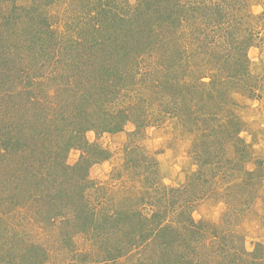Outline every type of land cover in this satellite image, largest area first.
<instances>
[{
    "label": "rangeland",
    "instance_id": "1",
    "mask_svg": "<svg viewBox=\"0 0 264 264\" xmlns=\"http://www.w3.org/2000/svg\"><path fill=\"white\" fill-rule=\"evenodd\" d=\"M139 28L155 40H141ZM119 35L127 42L114 50ZM0 37L25 45L10 61L24 76L5 73L0 86V125L16 107L8 123L20 120L28 143L40 138L31 125L48 124L42 106L65 99L59 83L74 80L82 103L93 95L92 69L128 70L110 114L123 128L87 132L109 153L89 167L79 198L100 224L82 230L69 214L51 225L38 203L19 208L0 233L30 250L10 264H264V0H0ZM126 49L140 51L136 65L129 52L119 62ZM81 153L70 149L68 164ZM18 160L4 172L23 180ZM16 199L7 202L25 200Z\"/></svg>",
    "mask_w": 264,
    "mask_h": 264
},
{
    "label": "trees",
    "instance_id": "2",
    "mask_svg": "<svg viewBox=\"0 0 264 264\" xmlns=\"http://www.w3.org/2000/svg\"><path fill=\"white\" fill-rule=\"evenodd\" d=\"M2 19L8 20L9 18L3 17ZM133 28L134 27L131 26V32ZM145 31L146 29L139 28V33L141 34L138 36H141V40ZM129 34V32H125V39H133V33L131 36H129ZM152 34L151 31L144 34V36H146L145 40L148 43L155 40ZM109 38L111 37L109 36ZM102 39L103 40H101V43L99 44L100 48H103L106 45L105 39ZM123 41L127 42V40H122L121 35H119L118 40L114 44V50L118 49V46L120 48V42ZM2 42H6V45L4 46ZM12 42L10 41V38L3 39L0 37V58L5 59L2 64L0 63L1 87L3 85V87H6L9 84L8 82L10 78L5 75V73L10 75L12 72H16L18 76H24V72L17 69L16 65L15 71L10 68L12 66L10 62L12 59L11 52L14 50L13 48L18 46L16 45L13 47ZM17 44L20 45L16 50L25 47L20 41H17ZM128 52L130 54L128 55L130 58L129 62L131 63L134 60L133 63L136 65L137 63L135 62V59L139 57L137 53L140 51L132 53L131 55L129 49H126L121 53L119 62L122 63L124 55H126V53L128 54ZM111 68L112 67L108 68L100 65V67L92 69L94 70L96 85L94 83L93 98L92 96H89L87 102H80V99L83 100V96L85 95V93L79 95L81 88H77L76 86L74 89H71L74 80L68 78L64 80L63 85L59 83L57 94H59L60 90L64 89V91H67L65 92V99L62 101L59 100L56 104L55 102L49 104L56 109H49L45 108L44 105L42 106L41 111L44 113L38 112V114H41V118L44 116L47 119L48 124L46 125L44 123L45 126H43V129H39L36 124L31 125L32 131L34 130V135H32L33 138H37V136L40 138H37L30 143L27 142L29 139L24 135V128L21 126L20 120L16 122L13 121L14 123L11 124L8 123L10 121V114L18 119V117L14 116L15 112L18 113V109L15 107L14 110L12 109L13 111L11 110L12 112L10 111V114L7 116L8 119H6L7 121L4 120V124L0 125V182L6 185L8 191H11V194L0 193V221L4 220L5 222L6 218L14 214L19 208L23 209L21 212L22 214H26L27 211L33 210V206H38L36 205V203H38L40 205V208L38 209L41 211L40 218L42 217L43 219L45 216L46 222H51V225H54L57 222L58 217L69 216V214L73 220L76 218L75 220L79 222L78 224H80L79 226L82 230L88 225L91 226V224H93L94 227H96L100 224L94 219L91 221L92 223L90 222L88 216V210L90 208L88 207L89 202L84 200L79 201V198L84 196V191L87 188L83 181L87 177L86 175L89 167L93 163L106 160L109 154L105 149L90 142L87 138V132L91 130L104 132L119 131L123 128V123L119 121L114 123L110 120V116L115 115L112 113L113 110H111L112 105L115 101H118L122 88V84L118 85L116 78H122L125 80L127 78L126 72H128V70L127 66H123L121 69L116 67V71L114 72L111 71ZM66 72H70L66 75V78L70 77L74 74L71 72H77V67L73 64ZM106 78L108 79L106 80ZM28 84H31V81ZM6 89L8 90L5 91L6 94L11 91L8 95L11 94L13 97L14 94L12 91L14 90H9L8 87ZM56 97L54 99H56ZM0 98L2 103L4 98ZM91 98L93 101H89ZM30 100L33 99L30 97ZM31 104L32 105L29 106V113L34 109H37V104L35 102H31ZM91 105L93 106L92 109H90ZM1 108L4 109L2 110L4 114L8 113L7 106H1ZM50 113L52 115L51 117H48ZM0 119H2V117H0ZM101 119L103 121H101ZM28 136L32 137L31 135ZM72 148H77L82 152L81 158L79 161H76V164L74 165L68 164L67 161L68 152ZM12 151H16V153H12ZM135 151H137L136 148L130 149L129 152L133 153ZM17 157H19L18 162L24 160L21 161L24 163L21 164L23 168V180L17 178L19 176L15 175L16 169H14L13 175L10 174L11 171L9 174L4 172L9 166H11V159ZM27 161H30L31 165ZM225 162H227V164H232L234 160L229 159ZM224 166L225 165L220 166L222 170H224ZM246 172L253 181L254 175L251 174L252 172ZM79 175H82L83 180L77 178ZM226 176L229 177V174L226 173ZM75 180H77V182ZM10 182L12 183V186L9 185ZM13 183L16 184V186H14ZM24 186L26 188H24ZM0 191L4 190L0 188ZM23 197L25 199L23 201L15 202L13 205L8 204L11 198L20 199ZM110 216L108 217L107 215L103 218L105 222H109L110 219L112 220V218H115L114 216ZM10 231V227L9 230L6 229V233ZM3 234L4 232L0 233V260H5L6 263L10 264L13 263L14 258H25L27 252L23 250H26V245H22L21 241H18L16 238L14 239V236H11V242H7L6 238L10 237ZM27 249L30 250V248ZM38 260L41 261H37V264L47 263L44 259H41L40 256Z\"/></svg>",
    "mask_w": 264,
    "mask_h": 264
}]
</instances>
